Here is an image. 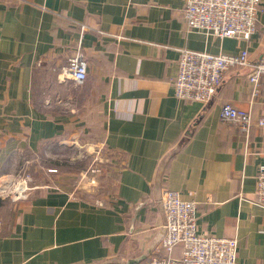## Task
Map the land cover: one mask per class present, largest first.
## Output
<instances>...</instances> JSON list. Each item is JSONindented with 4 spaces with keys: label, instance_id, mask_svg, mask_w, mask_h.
Listing matches in <instances>:
<instances>
[{
    "label": "crops",
    "instance_id": "0c3cea01",
    "mask_svg": "<svg viewBox=\"0 0 264 264\" xmlns=\"http://www.w3.org/2000/svg\"><path fill=\"white\" fill-rule=\"evenodd\" d=\"M184 5L0 0V189L39 161L45 169L24 196L0 199V264H132L160 254L158 184L197 202L198 233L237 236L238 260L264 264V207L251 200L264 126L246 134L220 117L227 102L264 118L263 85L254 94L249 70L231 68L207 103L174 88L183 49L264 56V0L250 39L189 28ZM79 42L81 84L64 74ZM94 161L96 183L75 188Z\"/></svg>",
    "mask_w": 264,
    "mask_h": 264
},
{
    "label": "built area",
    "instance_id": "2783aa9c",
    "mask_svg": "<svg viewBox=\"0 0 264 264\" xmlns=\"http://www.w3.org/2000/svg\"><path fill=\"white\" fill-rule=\"evenodd\" d=\"M260 3L261 0H185L184 15L187 26L191 29L202 30L206 34L222 38L250 39L257 31ZM231 68H247V77L253 86L254 94H257L263 85L264 96V56L252 60L248 49H241L238 53L183 49L178 59V74L174 79L175 95L180 99L207 103L213 99ZM64 74L78 84L87 79L88 61L82 42L77 44L68 57ZM220 117L225 122L238 125L246 134L255 123L264 126V118L256 120L251 110L240 109L227 102L221 105ZM100 172L101 168L94 161L81 173L75 188L78 189L86 183H96V175ZM26 179L24 183L17 181L20 184L19 189L17 188V198L24 196L31 189ZM255 179L256 189L251 200L264 207V163L259 165ZM1 191L6 193L2 188L0 197ZM208 201H211L210 198ZM160 203L166 220L162 252L132 264H246L238 260L237 236L197 232L195 200L184 199L179 191L166 188L162 191ZM177 247L181 249L180 257L174 256Z\"/></svg>",
    "mask_w": 264,
    "mask_h": 264
},
{
    "label": "rangeland",
    "instance_id": "374dc122",
    "mask_svg": "<svg viewBox=\"0 0 264 264\" xmlns=\"http://www.w3.org/2000/svg\"><path fill=\"white\" fill-rule=\"evenodd\" d=\"M50 162H52L53 163V161L52 160H50ZM39 163H40V165L39 166H37L36 168H29V169H27V171L26 170H23V172H22V174L20 175V172H19V174L18 175H20V176H16L14 179H16L15 181H14V183H10V179L8 180L7 178L6 179H4L5 181L6 180H8L9 181V183H8V181H6V185L4 184H2L1 185V189L2 188H4V190L6 191V193L5 194H3V191H1V193H2V195H1V197H0V199H3V198H8V199H10V198H14V197H16V195L18 194V187H20V184H18L17 183V181L18 180H21V183H24V180L27 178V176L29 177V179L27 180V182H28V186H30L32 183H33V181H34V178L36 179L37 178V180L39 179V180H42V179H40V174L42 173V171H45V169H43V168H41V161H39ZM45 163H48V161L46 162L45 161ZM26 169V168H25ZM84 169H86V168H84ZM83 169V170H84ZM35 172V173H34ZM31 173H33L34 175H32ZM51 173H56V172H51ZM34 176V177H32V176ZM39 176V177H38ZM14 179H12V181L14 180ZM37 183H40V182H34V184H33V186L34 185H36ZM18 188V189H17ZM0 189V190H1Z\"/></svg>",
    "mask_w": 264,
    "mask_h": 264
},
{
    "label": "water",
    "instance_id": "95a60500",
    "mask_svg": "<svg viewBox=\"0 0 264 264\" xmlns=\"http://www.w3.org/2000/svg\"><path fill=\"white\" fill-rule=\"evenodd\" d=\"M157 190H158L157 201H159L162 196V187L160 186V184H158Z\"/></svg>",
    "mask_w": 264,
    "mask_h": 264
}]
</instances>
